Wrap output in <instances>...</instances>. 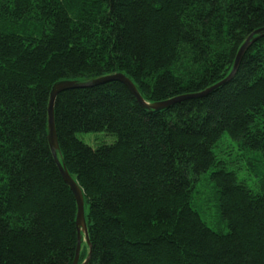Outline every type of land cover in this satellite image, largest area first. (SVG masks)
Listing matches in <instances>:
<instances>
[{
  "label": "trees",
  "instance_id": "obj_1",
  "mask_svg": "<svg viewBox=\"0 0 264 264\" xmlns=\"http://www.w3.org/2000/svg\"><path fill=\"white\" fill-rule=\"evenodd\" d=\"M262 28L264 0H0V264L75 259L76 200L48 142L56 83L123 73L151 103L200 93ZM55 116L89 264H264V164L248 158L250 180L214 152L227 135L264 156V39L206 97L150 113L112 82L61 93ZM203 175L225 234L193 206Z\"/></svg>",
  "mask_w": 264,
  "mask_h": 264
},
{
  "label": "water",
  "instance_id": "obj_2",
  "mask_svg": "<svg viewBox=\"0 0 264 264\" xmlns=\"http://www.w3.org/2000/svg\"><path fill=\"white\" fill-rule=\"evenodd\" d=\"M261 39H264V28L255 31L247 38V40L245 41V43L242 45V47L238 52L232 71L222 81L205 89L200 93L181 95L166 101L153 102V103L146 101L139 92V90L137 89L136 85L133 83V81L123 73H114L85 81H60L53 86L52 91L50 93L49 104H48V125H47L48 142L53 160L58 168V171L65 184L72 191L76 200L77 247H76V255L73 264H89L92 258L93 246L90 240L89 229H88L85 196L81 187L79 186L77 181L73 178V176L71 175L65 164L58 138L56 116H55V105L59 95L69 90L90 89L112 82H119L127 87V89L135 97L136 101L138 102V104L141 106L142 109L150 113L161 112L188 99H197L201 97H206L209 94H212L215 91L219 90L220 88L224 87L225 85L229 84L237 75L241 61L244 55L246 54V52L248 51V49L254 43L258 42ZM84 246H86L87 248V256L86 259L82 263H80L81 253Z\"/></svg>",
  "mask_w": 264,
  "mask_h": 264
},
{
  "label": "rangeland",
  "instance_id": "obj_3",
  "mask_svg": "<svg viewBox=\"0 0 264 264\" xmlns=\"http://www.w3.org/2000/svg\"><path fill=\"white\" fill-rule=\"evenodd\" d=\"M93 136L98 135H80V138L84 140ZM104 141H108L109 143L112 142H110V139L105 138L102 139L100 143L105 144ZM98 142L99 141L96 139L88 140V143L91 145H96ZM220 147L224 152L220 151ZM214 152L217 154L219 159L225 161L229 170L235 171L236 169H241L242 175H244L246 178H249L250 180L251 178L248 174V158H250L251 161L255 159V163L257 165L264 164V156H262L260 153H253L241 149L237 143L230 141V138L227 135L223 137L221 143L214 149ZM256 180L257 179H255L252 183L257 190H260L261 184ZM249 183L252 185L251 182ZM193 206L198 210L203 220L211 229L222 234L228 232L229 228L227 223L221 218L218 198L214 185L209 179V175L207 177L203 175L200 181L197 183L196 192L193 199Z\"/></svg>",
  "mask_w": 264,
  "mask_h": 264
}]
</instances>
